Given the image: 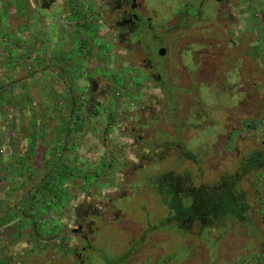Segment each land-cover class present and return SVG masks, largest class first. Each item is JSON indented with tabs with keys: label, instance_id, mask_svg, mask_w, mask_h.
Returning a JSON list of instances; mask_svg holds the SVG:
<instances>
[{
	"label": "rangeland",
	"instance_id": "374dc122",
	"mask_svg": "<svg viewBox=\"0 0 264 264\" xmlns=\"http://www.w3.org/2000/svg\"><path fill=\"white\" fill-rule=\"evenodd\" d=\"M107 3L0 0V264H77L85 244L76 213L96 204L102 214L100 200L128 188L135 194L115 203L118 222L90 237L101 253L88 252V264L117 260L141 237L129 264H156L168 252L173 264H264V165L244 172L256 140L264 151V0H228L221 9L215 0H146L154 32L170 48L163 86L139 77V56L111 33ZM128 127L146 140L136 142ZM154 130L171 145L159 144ZM59 157L60 179L50 180L63 206L37 200L26 208ZM137 162L144 166L134 170ZM168 171L194 182L197 198L187 205L196 215L211 216L217 200L230 211L244 202L252 228L225 216L202 243L160 225L141 236L168 211L153 188ZM228 173L234 184H225ZM229 187L232 199L222 200ZM32 221L39 236L22 226Z\"/></svg>",
	"mask_w": 264,
	"mask_h": 264
},
{
	"label": "flooded vegetation",
	"instance_id": "af4514ba",
	"mask_svg": "<svg viewBox=\"0 0 264 264\" xmlns=\"http://www.w3.org/2000/svg\"><path fill=\"white\" fill-rule=\"evenodd\" d=\"M107 1V9L109 10V12L107 13L110 16L109 23L112 30L111 33H114L115 30V34H117L118 39L122 44L125 45L124 49L130 54H136V56H139L137 57L138 61L134 63V67L138 69L137 73L139 74V77L144 78L145 76H147L153 82H157L158 85H165L166 82L169 81V79H167L166 77L169 72L167 58L170 53V48H168V46L166 45L167 43L165 36L155 34L154 32V29L156 27L155 22L150 15H147V13H152L154 10L151 9L148 4H146V0ZM215 1L220 2L219 7L221 9L224 7V4L227 3L228 0ZM153 40L154 44H151ZM93 84L94 82L92 83V86ZM128 130L131 134H134V139L136 140V142L146 140V133L141 132V130H137L133 127H128ZM155 130L153 132L154 134H157L158 132H155ZM131 166L135 170L137 168H143L144 165H142L141 162H137L136 164H132ZM147 166L150 165L147 164ZM170 181L173 183V187L178 190L176 192H178L181 196L183 195L182 193L185 187H187V189H192V191L194 190V182L185 180L182 176L174 175V177L170 178ZM163 183L165 186H168V184H170L167 179ZM203 184L210 185V181L206 180ZM155 192L158 195L160 193V191L156 190ZM131 193L135 194V191H133L131 188H128V190H124V192L118 193L116 199L118 200L122 198L126 200ZM98 194L100 195V193ZM98 194H96L94 198H98ZM108 201L109 203L100 200L101 204L106 206V210L105 212H102V214L94 209L96 208V204H90L85 207L83 213H81L80 211L76 213L77 215L75 219V232L82 240H87L94 234L99 233L101 228L112 224L111 222H118L117 220L122 214V209L119 208V206L113 204L112 197H110ZM79 205L80 210L82 209L83 205ZM89 216L91 217V219L87 220ZM211 217L212 216L208 217L206 214H201V216L199 215L198 218L201 219V221L197 222L199 224L197 227L193 226L194 219H191L190 221L186 218L185 221H183L184 224L175 222L174 230L179 231L183 235H190V232L193 235L200 234L202 227L208 225L210 221L215 218ZM221 217L224 218L223 215H221ZM187 222H189V224L185 225ZM155 227V225L153 227H149L146 225L140 232L142 233L141 236H145L150 231H157L158 229H156ZM81 248L83 249L84 247L82 246ZM77 257L80 258L81 253L78 252Z\"/></svg>",
	"mask_w": 264,
	"mask_h": 264
},
{
	"label": "trees",
	"instance_id": "16d2710c",
	"mask_svg": "<svg viewBox=\"0 0 264 264\" xmlns=\"http://www.w3.org/2000/svg\"><path fill=\"white\" fill-rule=\"evenodd\" d=\"M6 1H8V0H6ZM73 105H74V103L72 104V106ZM82 121H84V120H82ZM194 125H197V124H194ZM145 126H143V127L145 128ZM189 126H191V125L189 124ZM199 126H202V125L198 124V126H196V127L199 128ZM185 127H184V129H185ZM248 127H250V125H247L246 128H248ZM197 128H195V129H197ZM68 131L66 129L67 133H68ZM184 131L185 130H182V129L179 130L177 136L174 137L176 140L179 141L177 146H181L182 145V140H183L182 135H183ZM157 132H158V134H160L162 136V138H161L162 141L159 142V144L162 143L166 147H169V146H167V145H171L170 142L168 141L169 139L163 138V135H164L163 132H160V131H157ZM174 133H176V132H174ZM263 135H264V132H263ZM249 136H251V135H249ZM158 140L160 141V138ZM155 143L157 144V141H155ZM262 143H263V141H262ZM148 144H150V143H148ZM256 144L259 146V148L255 149V156H253V158H251V161L248 164L245 165L244 172H246L249 169L253 170V171L258 170L264 165V151H262V149L260 150L261 145H262L260 140H256ZM54 148L56 150V149L60 148V146L59 145L58 146L55 145ZM184 149L186 150V148H184ZM182 153L185 156V153L184 152H182ZM174 155H175V153H174ZM189 156H190V154H189ZM55 161L56 162H54L53 166H50L51 168L49 169L48 174L43 176L42 180L38 184H36V186L34 188V191L32 192V194L30 196L29 205H27L26 208H30V206L33 203H35V201H37V200H43L44 201L43 203H46V204H42L43 206L44 205H47V206L53 205L55 208H60L61 206H63L62 195L61 194L59 195L58 192H57L59 185H57L56 183L53 184L52 181L50 180L53 175H54L55 178L60 179V176L59 175H55L53 173V171L56 169V165L60 166L61 157H59L58 160H55ZM70 168L71 167L69 166V169ZM165 174L168 175V178H165L163 175H162L161 179L157 178V180L154 181L153 188H155L156 191H160L159 195L155 194V196H156L155 198H156V200H159V203L161 205H164L166 208H168L167 209L168 211H167L166 215L162 218V220H159L158 224H155V226L159 227V225H160V226H162L164 228H168L169 230L173 231L175 222H178L180 224H184L183 221H185L186 218L191 221V219H195L196 217L198 218L199 215L201 216V214H206V213H205V211H203L200 214L196 215L194 212H192L190 210L189 205H187V204L190 203L191 199H192V201L194 199H196L197 198V194L196 193L194 194L192 192V189H189V188L187 189V187H185L183 189V193L181 192L183 194L181 196L178 192H176L178 190H176L173 187V183L170 181V178L174 177L173 172L172 171H168ZM247 174L248 173H244V176L242 178L243 182H245V180H247L246 179L247 178V176H246ZM226 175H227V178H226V183L225 184L226 185L234 184V182H235L234 179H235L236 175H234V173H228ZM239 177H242V176L240 175ZM166 179L170 183V184H168V186H165L164 183H163ZM224 180L225 179H223L222 182H224ZM50 183L52 185H54V188L50 186L49 189L46 191V193H48V197H46L44 199L43 198L41 199L40 198V196H42L41 195V193H42L41 191H43V190H40L41 187L44 186L45 184H50ZM218 183H219V178L218 177L215 180H213L212 182H210V184H212V185L218 184ZM242 188H243V186H242ZM230 190H231V188L229 187L228 197H227V195H225L226 191L225 190L223 191L222 198H221L222 200H226V199L227 200H231L232 199L231 196H230V193H229ZM237 191H241V193H243L244 197H245L246 192H245L244 189H243V191L242 190H237ZM191 194H192V196H191ZM187 197H189V199H187ZM198 199H200V198H198ZM119 200L123 201L122 198L118 199V200L117 199H112L113 204L116 203L118 205L119 204ZM213 203L214 204H213L212 207L214 209H213V214H211V216H212L211 218L215 217L214 221L213 222L210 221V223L208 225L203 226L202 229H201V233L200 234H194L193 236H195L196 238H199L201 241L205 240L206 237H208L210 239L211 238V233H212V230H213L212 229V227H213L212 224L216 223V221H221V219H222L221 215H223V217H225V216H229V218L232 217V219H235L237 221L236 223H240V221H241V222L247 223V225L251 226V220L252 219L250 218L249 208H248V205L245 206L246 204L244 202H241V203L238 202L239 205L236 204L237 208L235 207V211H230L231 208L229 210H226L227 206L224 207L222 205V203L220 201H218V200L213 202ZM43 208L44 207H42V209ZM223 208L225 210L224 212H223V210H221ZM27 216H29L27 214V212L23 213V217L22 218L23 219H28ZM32 223H33V221L31 223L27 222V223H24L22 226L26 227V228H31L32 227V231L34 232L33 234L35 235V231H36V235H38L37 234V230L34 229V225H32ZM187 224H189V222H187L185 225H187ZM232 224H234V223H232ZM41 228H42L43 231L46 230V228H43V227H41ZM251 228H252V226H251ZM57 233H59V231H57ZM190 234H191V232H190ZM45 240H47V239H45ZM82 241H84L85 245H83V247H84L83 249L82 248L79 249V253H81V257L78 258L76 256L74 259L77 262V264H88L89 261H88L87 253L89 252L90 255H91L92 253H95V252L101 253V251L100 252L98 251L99 248L97 247V245L92 244V242L90 241V238L87 239V240H82ZM141 241L142 242L144 241L142 237L140 238V241H136V239H135V241L133 243L131 242V245L128 248V250L126 252H124V253H121L122 256L120 258H118L117 260H108L107 259V260H105L104 264H129L130 263V255L133 253L134 249L140 244ZM170 256H171V252H168V254L166 253L163 256L156 257L157 260H155V262H156V264H173L174 260ZM71 257H73V256H71ZM142 264H148V262L146 261V263L143 262Z\"/></svg>",
	"mask_w": 264,
	"mask_h": 264
}]
</instances>
